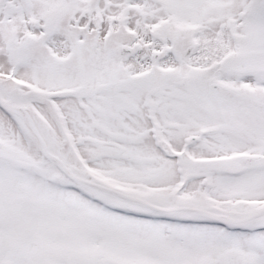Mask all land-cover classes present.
Masks as SVG:
<instances>
[{
    "label": "snow or ice",
    "instance_id": "1",
    "mask_svg": "<svg viewBox=\"0 0 264 264\" xmlns=\"http://www.w3.org/2000/svg\"><path fill=\"white\" fill-rule=\"evenodd\" d=\"M0 264H264V0H0Z\"/></svg>",
    "mask_w": 264,
    "mask_h": 264
}]
</instances>
